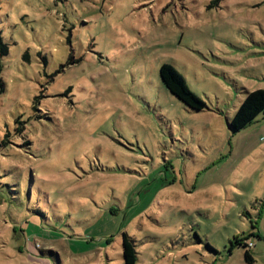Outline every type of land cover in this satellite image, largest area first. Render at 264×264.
<instances>
[{"label": "rangeland", "instance_id": "374dc122", "mask_svg": "<svg viewBox=\"0 0 264 264\" xmlns=\"http://www.w3.org/2000/svg\"><path fill=\"white\" fill-rule=\"evenodd\" d=\"M213 1L0 0V264H264V0Z\"/></svg>", "mask_w": 264, "mask_h": 264}, {"label": "trees", "instance_id": "16d2710c", "mask_svg": "<svg viewBox=\"0 0 264 264\" xmlns=\"http://www.w3.org/2000/svg\"><path fill=\"white\" fill-rule=\"evenodd\" d=\"M219 1L220 0H214L210 7H213L214 4H218ZM2 52L4 54L7 53L5 48H3ZM160 76L166 89L174 97L181 101L185 107L194 111H202L206 108L205 102L189 90L185 78L173 67L168 64L162 65L160 68ZM263 113L264 89L247 92L246 98L241 103L240 107L236 111V114L229 123V128L232 133H238L251 125ZM247 239L248 238L246 237V242ZM234 246H241L248 249V244L242 243V240L240 239H236L234 241ZM122 249L124 264H136L138 260V252L136 250L134 240L126 233L123 234ZM245 260L250 264L254 263L249 250L245 251Z\"/></svg>", "mask_w": 264, "mask_h": 264}, {"label": "built area", "instance_id": "2783aa9c", "mask_svg": "<svg viewBox=\"0 0 264 264\" xmlns=\"http://www.w3.org/2000/svg\"><path fill=\"white\" fill-rule=\"evenodd\" d=\"M254 247L252 244H248V248Z\"/></svg>", "mask_w": 264, "mask_h": 264}]
</instances>
